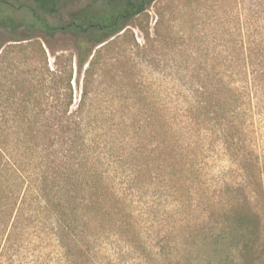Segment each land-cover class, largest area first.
Wrapping results in <instances>:
<instances>
[{
	"label": "trees",
	"instance_id": "16d2710c",
	"mask_svg": "<svg viewBox=\"0 0 264 264\" xmlns=\"http://www.w3.org/2000/svg\"><path fill=\"white\" fill-rule=\"evenodd\" d=\"M157 1L88 0L64 16L68 0H0V38H10L0 42V252L39 220L68 264H91L98 235L131 233L138 242L109 170L163 186L182 207L217 147L241 181L199 193V225L183 232L202 230L215 251L235 241L237 264H264V169L246 143L248 115L264 99V27L220 47L215 62L176 47L161 66L165 39L139 46L127 29ZM60 40L75 52L59 51L50 64L46 48ZM154 66L182 82V105L150 107L140 72ZM184 261L176 243L167 264Z\"/></svg>",
	"mask_w": 264,
	"mask_h": 264
},
{
	"label": "rangeland",
	"instance_id": "374dc122",
	"mask_svg": "<svg viewBox=\"0 0 264 264\" xmlns=\"http://www.w3.org/2000/svg\"><path fill=\"white\" fill-rule=\"evenodd\" d=\"M68 1L69 5L62 11L64 16L67 11L81 7L88 0ZM146 13L132 20L127 29L139 46L146 40L149 45H154L152 42L155 40L165 39L167 43L164 46L170 49L164 50L168 52L163 56L161 66L171 62L174 58L172 50L176 47L186 49L192 57L197 53L200 59L215 62L220 47L238 44L239 35L254 33L264 27V0H158L152 3ZM158 13L161 17L159 25ZM180 31L186 33L185 39L177 40V37H181ZM8 40V36L0 38L2 44ZM46 49L50 64L53 55L59 51L66 49L75 52L69 40L54 41L51 50ZM180 58H185V55ZM158 70L156 66L142 67L141 86L151 103L150 106L146 102L143 107L162 106L171 109L182 105L185 99L182 82L172 80L171 76H167L169 72L162 75ZM72 85L74 102H77L79 91L75 72ZM254 106L248 115L249 134L246 143L250 142L251 149L264 169V99L255 101ZM203 158L195 185L190 188L191 201L185 202L182 207L176 206L171 196L167 197L163 186H138L124 181L120 171L111 168L109 178L116 190L125 197L127 209L135 217L139 241L135 242L131 233L118 231L98 235L92 242L91 264H167L176 243L179 257L186 260L184 264H237L233 250L235 241H224L215 251L211 240L206 238L202 230L188 232L191 234L189 237L188 233L183 232L187 225H199L203 209L201 193L209 192L208 196H211L212 191L206 189L220 187L222 181H241L239 171L231 166L217 147L212 152H206ZM17 236L8 243L7 250L0 252V264H68L49 223L36 221L25 233Z\"/></svg>",
	"mask_w": 264,
	"mask_h": 264
}]
</instances>
